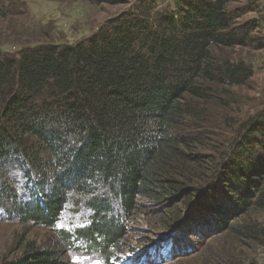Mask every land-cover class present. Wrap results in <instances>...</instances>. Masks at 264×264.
<instances>
[{
  "label": "trees",
  "instance_id": "trees-1",
  "mask_svg": "<svg viewBox=\"0 0 264 264\" xmlns=\"http://www.w3.org/2000/svg\"><path fill=\"white\" fill-rule=\"evenodd\" d=\"M234 1L140 0L84 40L0 48V209L57 237L45 247L28 241L0 264H64L65 250L84 245L111 264H154L210 231H259L240 222L264 210V105L223 159L201 151L204 106L225 105L219 88L254 74L213 52L252 43L256 23L241 21L251 9ZM79 210L88 213L76 226H57ZM148 213L174 232L155 244L137 237L126 251L132 222Z\"/></svg>",
  "mask_w": 264,
  "mask_h": 264
},
{
  "label": "rangeland",
  "instance_id": "rangeland-1",
  "mask_svg": "<svg viewBox=\"0 0 264 264\" xmlns=\"http://www.w3.org/2000/svg\"><path fill=\"white\" fill-rule=\"evenodd\" d=\"M159 1L161 8L172 3L171 0ZM138 2L140 0H122L120 4L112 5L100 0H0V48L7 52H17L23 47L41 43L64 44L84 40L98 32L109 19L131 11ZM232 5L251 9L245 12L241 21L256 23L252 43L244 47L213 48V52L219 59L252 65L254 74L246 85L230 87L227 91L219 88L220 101L223 99L225 105L204 106L208 124L202 131L204 136L201 151L217 161L227 154L241 124L264 105V0H235ZM6 165L8 170L18 174L11 161L6 162ZM211 174L214 172H203L202 178L207 180V184L214 176ZM199 185L202 187L204 183ZM193 207L192 211L182 214L183 221L192 222L189 218L195 214L198 203ZM67 212L64 221L58 222L60 229L67 230L69 222L76 226L80 218H85L84 215L88 213L87 210ZM158 217L154 213L142 214L132 222L131 237L125 245L128 246L126 251L131 250L129 248L136 243L137 237L151 238L154 240L152 244H155L163 234L174 232V229L163 232L157 227L155 220ZM243 219L240 223L245 221L255 224L259 231L253 234L240 233L237 231L239 227L227 232L210 231L207 238H193L192 250L183 253L175 249L171 259L154 264H264V210L252 209ZM55 237L54 231L49 227L24 223L18 218H11L0 209V262L19 257L28 241L45 247ZM64 252V264H111L96 251L87 252L85 245L81 248H68ZM126 261L129 260L124 262Z\"/></svg>",
  "mask_w": 264,
  "mask_h": 264
}]
</instances>
